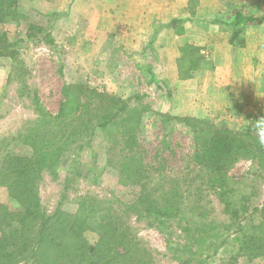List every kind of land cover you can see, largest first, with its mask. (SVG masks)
<instances>
[{
	"label": "rangeland",
	"instance_id": "1",
	"mask_svg": "<svg viewBox=\"0 0 264 264\" xmlns=\"http://www.w3.org/2000/svg\"><path fill=\"white\" fill-rule=\"evenodd\" d=\"M237 3L227 0L224 7ZM67 7L65 10L70 12V6ZM217 8L218 2L210 9L207 7L206 15L219 12ZM46 13L36 0H17L15 10L0 23V33H5L8 42L21 40L18 50L23 61L22 67L16 66L11 58H0V173L5 175L10 155L41 154L45 166L40 172L39 197L45 212L51 213L60 206L71 213L85 212L95 221L106 222L112 231L120 226L118 230L127 233L144 253L143 257L147 254V264H182V258L194 261L206 258L203 264H264V246L257 255L242 251L249 236L260 237L264 242V216L260 212L264 203V165L252 156L228 165L226 189L233 191L227 199L232 201L228 210L215 190L222 188L223 182L212 183L211 175L196 165L191 128L177 121L173 127L170 123L162 124L159 110L167 108L165 92L148 84L145 64L150 58L140 56L142 44L140 48L136 37L130 36L131 43L134 36L133 45H117L116 51L107 57L104 56L107 37L103 32L95 36L98 41L90 40L91 44L99 43L97 47L94 45V49L85 53L74 51L76 45L70 51V40L54 47L45 39L46 33L58 32L59 39L60 33L67 39L79 22L71 11L70 17L60 22L59 31L60 26L55 28L56 17L45 16ZM115 29L121 35L130 30L123 25ZM258 34L264 36V28ZM79 36L91 39L93 34L87 31ZM121 38L126 40L129 36ZM20 68L25 73V86L18 73ZM79 82L124 101L132 97L129 111L121 117L128 118L131 125H139L135 136L138 148L145 151L142 161L153 162L152 166L146 165V176L139 185L133 182L135 179L122 182L118 167L109 165L108 142L100 126L95 129L90 146L82 149L77 146L90 139L86 133L76 142L70 140L64 145L65 137L56 141L39 127L43 114L36 110L34 94L47 111L57 114L64 100V84ZM133 111L137 116L130 113ZM36 134L41 135L40 140L34 139ZM244 137L254 143L253 133ZM112 159L118 164L117 159ZM54 160L58 161L55 171L48 166ZM74 168H80L84 175L74 174ZM7 189L0 183V205L16 208L18 202L9 196ZM138 191L164 208L167 230L162 232L144 217L148 212L147 201L137 208L133 206ZM142 215L144 218H138ZM86 236L92 243L98 239V234L92 231H87ZM215 246H219L217 250Z\"/></svg>",
	"mask_w": 264,
	"mask_h": 264
},
{
	"label": "trees",
	"instance_id": "2",
	"mask_svg": "<svg viewBox=\"0 0 264 264\" xmlns=\"http://www.w3.org/2000/svg\"><path fill=\"white\" fill-rule=\"evenodd\" d=\"M16 2L17 0H0V23L12 14ZM215 21L219 22L218 19ZM182 22L183 19H173L170 27L181 33L182 28L179 24ZM226 22L231 31V44L242 46L246 29L264 23V15H255L245 5H240L231 12L230 16L226 17ZM45 39L50 45L54 47L57 45L50 31L46 33ZM20 41L8 42L5 33H0V58H11L16 66L23 67V61L19 59ZM147 47L153 49V42H150ZM154 60H157V57ZM154 60L145 65L148 84H156L160 89L163 86L166 87L167 97L171 99L169 88L164 83L162 85V80L157 78L153 70ZM200 60L201 56L196 48L186 43L178 59L180 77H191L192 71L198 68ZM21 70L23 69L20 68L18 73L25 86V73ZM62 92L64 100L57 114L47 111L39 104L37 94H34L37 102L36 110L40 115H44L41 117L39 127L45 129L46 136L54 140L57 138L56 141L65 137L64 145H66V142L71 140L70 143H74L77 138H81L79 136L86 133L90 139L77 146L78 149H82L90 146L94 131L100 126L108 142L109 165L118 167L122 182L135 179L133 182L139 185L140 179L146 176L144 174L146 165L152 166L153 162L145 164L142 161L145 151L138 148V136H135L139 125H131L128 118L121 117L129 109L132 97L124 101L118 97L99 93L96 89L80 82L64 84ZM72 113L75 114L72 116ZM130 113L137 116L135 111ZM140 113L142 114L141 111ZM159 114L164 125L170 123V127H173L174 122L177 121L184 122L191 128L194 145L193 158L196 165H200L201 170L211 175L212 183L223 182L222 188H215V190L219 191L217 196L226 203L229 210L232 201L227 199L233 191L226 189L228 165L246 156H252L264 165V146H260L256 139L254 143L245 139L244 136L252 135L250 128L232 130L224 125L212 124L208 119L174 116L168 113ZM36 135L34 139L41 136ZM49 142H51L50 139H48ZM40 155L35 153L31 156L10 155L6 160L7 166L4 167L5 175L2 171L0 173V176L2 175L0 183L7 186L9 196L18 202L16 208L0 205V264H20L22 262H31V264H147V254L143 257L144 253L126 235L127 233L118 230L120 226L112 231L110 230L112 226L106 222L95 221L85 212V215L80 212L71 213L60 206L51 213L45 212L39 197L40 172L45 166ZM61 157L58 158L61 159ZM112 158L117 159L118 164ZM57 163L58 161L54 160L48 166L55 171ZM79 169L74 168V174L83 176L84 172ZM137 198L138 203L135 202L136 204L133 205L135 208L147 201L148 212L144 214V217L149 219V224L157 226L162 232L167 230L168 224L165 217L168 216L164 208L159 206L158 202L154 203L155 201L149 199L141 191L137 192ZM154 204L156 206H153ZM255 210L258 211L259 208L256 207ZM260 212L264 216V203ZM142 217L143 215L138 218ZM238 227L242 230V226ZM87 231L98 234L96 242H90L86 236ZM261 240L260 237L249 236L246 246H242L243 254L257 255L258 250L264 246ZM199 241L202 243L204 239L201 238ZM218 247L215 246L214 249L217 250ZM205 261L206 258L197 261L180 259L182 264H203Z\"/></svg>",
	"mask_w": 264,
	"mask_h": 264
},
{
	"label": "crops",
	"instance_id": "3",
	"mask_svg": "<svg viewBox=\"0 0 264 264\" xmlns=\"http://www.w3.org/2000/svg\"><path fill=\"white\" fill-rule=\"evenodd\" d=\"M233 1L238 3L230 8L224 7L227 0H36V3H41L48 12L45 16L56 17L55 28L70 17L71 11L75 13L79 25H73L76 29L71 37L66 39L60 33L59 39L58 32L51 33L56 44L70 40V51L74 45V51L82 53L94 49L95 42L91 44L90 40L103 32L107 37L104 41L107 57L116 51L117 45H133L135 36L140 48L142 44L140 56L147 59L149 55L146 64L157 57L153 70L162 85L166 84L170 90L171 99H168L166 87L160 89L152 84L165 92L164 107L167 108L162 107L159 112L208 119L232 130H244L250 128V120L264 116V36L258 34L264 23L247 28L244 45L235 46L231 44L226 17L240 5L263 16L264 0ZM217 2L219 12L207 16V7L210 9ZM65 6H70V12ZM176 18L183 19L179 24L181 33L170 27ZM122 25L130 28L123 35L115 29ZM87 31L93 34L91 39L79 36ZM131 35H134L132 43ZM121 36L129 38L125 40ZM150 42L153 49L147 47ZM186 43L196 48L201 60L191 77L181 78L178 59Z\"/></svg>",
	"mask_w": 264,
	"mask_h": 264
},
{
	"label": "clouds",
	"instance_id": "4",
	"mask_svg": "<svg viewBox=\"0 0 264 264\" xmlns=\"http://www.w3.org/2000/svg\"><path fill=\"white\" fill-rule=\"evenodd\" d=\"M250 121L251 123L249 127L256 139V142L260 146H264V116Z\"/></svg>",
	"mask_w": 264,
	"mask_h": 264
}]
</instances>
